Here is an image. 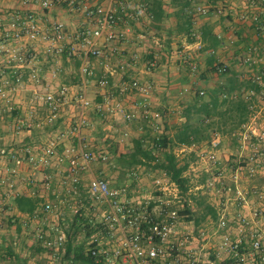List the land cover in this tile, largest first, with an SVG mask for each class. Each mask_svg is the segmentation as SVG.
I'll use <instances>...</instances> for the list:
<instances>
[{
	"label": "crops",
	"instance_id": "crops-1",
	"mask_svg": "<svg viewBox=\"0 0 264 264\" xmlns=\"http://www.w3.org/2000/svg\"><path fill=\"white\" fill-rule=\"evenodd\" d=\"M82 1L92 6H113L119 17L118 25L115 28L118 37L103 48L100 57L88 58L89 66L93 68L95 76L85 78L87 95L92 106L85 111L87 126L82 129L83 140L93 142L94 139H97L101 142L100 137L89 136L92 133L88 128L92 125L104 126V129L110 132H118V137L124 141H126L128 133H134L133 130L138 129L136 126L134 129L128 126L138 123L142 117L126 121L122 115L113 110V106L116 104L123 106L125 111L136 114L143 112V105L148 110L157 112L159 114L157 120L152 124L146 122L153 130L164 132L167 139L171 138L175 126L185 121L182 113L186 107L179 111L181 113V122L179 123H168L169 121L164 119V115L167 117L173 115L171 103L174 102L171 100V93L174 91L177 93L187 92L192 82L183 73L182 68H179L182 66V61L185 60L184 63L192 61L188 59L189 55L193 60L196 57V61H198L197 64L200 67L198 82L205 88V95L211 89L219 88L218 86L222 83L218 78L222 75L215 74L211 70L218 63L228 67L231 71L229 74V76L232 75L231 78H236L247 86L249 83L256 85V88L246 86L247 88L243 91V97L250 102L251 113L247 121L240 125V128L234 133L233 131L221 133L219 130L214 132L211 141L218 142L216 147L218 162L210 163L201 159L202 163L208 164L201 168H204L205 177H210L214 185L223 191L219 195L222 197H220V207L210 205L215 209L216 215L218 211L223 210L228 221L227 230L231 238L240 237L246 243L242 248L243 253L248 255L245 264H264V261H261L262 254L249 255L251 236L264 234V147L259 145L262 163L259 164L255 174L248 176L243 168L237 172L239 164L244 166L251 153L249 146L245 145L241 148L242 133L247 129H253L257 134H264V0H191L188 9L187 6H184V0H156L161 2V7H157L156 2H152L153 0L144 4L140 0H134L131 1V5H126L124 8L118 3H111L110 0ZM198 6L205 7L207 12L205 14L197 13L195 8ZM158 9H161L162 17L158 23H155L151 16ZM25 11L33 13L40 24L46 28L53 22H63L70 36L64 42L65 44L73 42L74 34L84 21L83 14L79 11H71L67 4L53 5L49 9H42L37 1L23 4L21 0H0V34H4V28L12 15L15 13L21 15ZM131 16L136 21L130 20ZM141 20L143 21L141 22ZM186 23H190L189 29L193 33V37L185 31ZM163 24L164 27L160 30L164 29L165 33L161 39L158 26H163ZM140 30H148L152 33L151 36L157 44L156 47L148 51L147 61L142 63L137 60V55L128 59L129 56L124 57L122 53L132 44L141 47L140 41L134 43L131 41L132 39L128 40L130 32H140ZM1 36L3 35L1 34ZM139 37H144V35L140 33ZM1 38L4 39V37ZM160 41H165V43L160 44ZM230 41L233 42L229 44ZM18 43L14 42L13 45ZM28 45L33 46L32 44ZM199 46L201 48H198ZM37 47L34 49L43 48L44 50V46L41 44ZM112 50L116 52L113 53ZM209 53L213 54V63L207 61L210 57ZM158 54L161 56L157 57ZM53 55L59 57H51L52 53L47 57L48 67L47 65L44 67L48 70L45 72L41 70V74H37L42 78V81L38 87L40 90L34 89V93H43L47 90L55 92L60 86H66L61 83L62 81L70 83L71 80H77L79 83L77 86L70 85L68 87L73 90L79 88L82 80L79 72L81 59L78 56L68 57L66 52ZM246 57L250 59L248 62H245ZM12 61V59L9 60L10 63ZM24 65L29 67L22 64V66ZM73 65L74 67L78 66V72L75 75L72 73L74 72L71 68ZM5 70H1V77L3 73H6L9 79L17 81L16 70L9 72ZM61 72L63 75L60 74ZM103 76L109 81V86L106 88L99 84V80ZM58 77L62 80H58ZM224 77L226 79L227 76ZM133 79L139 82L146 93L121 91V81L128 82ZM211 80H213L212 83ZM91 92H93L92 97L89 96ZM77 114V104L71 101L70 96L61 105L52 122L47 120L48 111L35 102L30 107L6 105L4 102H0V151L2 149L13 150L19 155L25 156L23 153L30 149L35 155H43V149L49 145L57 133L69 132ZM213 120L217 123L218 119L214 118ZM231 124L233 123L228 122L225 129L228 131L232 129ZM15 125L17 128L21 127L22 131L12 133L10 127ZM110 137L114 136L110 135ZM252 142H257V139H252ZM210 143L204 141L191 147L174 146L173 151L178 156L175 149L180 147L181 151L193 150L198 156L201 152L211 149ZM70 144L75 145V140L70 137L63 139L56 145L55 155L49 159V164L36 169L25 162L26 160L16 166L6 154H0V182L3 181L0 183V264L67 263L63 260L65 249L63 251L49 249L37 236L39 233L49 235L54 231L64 230L59 222L57 228H52L55 225L46 223L39 205L52 201L64 204L62 207L65 208L67 207L65 204L67 193L71 195L69 200L74 198L79 201L77 195L79 196L84 188L79 183L76 192L69 191L71 186L67 173L68 162L63 154L65 146ZM92 146L90 148L93 150L98 149V147ZM120 150L117 157L123 156L125 159H131L128 148L121 145ZM239 150L241 151L240 159L227 156L228 152L238 154ZM112 154L114 153H109V155ZM104 155L107 157L108 151H105ZM117 170L121 171L123 167L118 165ZM59 174L62 175L61 178L58 176L59 183L52 184L51 176ZM44 176L49 177L48 183L43 181ZM87 176L90 177L88 182L94 177L105 178L95 174L90 164L80 174L79 181ZM126 186L128 185L122 184L120 188ZM19 195L40 199L38 207L32 214L17 209L15 197ZM78 201L76 204H80ZM54 215L53 217H56V214ZM239 217H244L249 222L248 228L239 224ZM200 219L203 218L200 217ZM203 220L214 231L216 230L218 215L216 220H213L209 215L205 216ZM76 243H81L78 237L74 241V244ZM262 246L264 248V237ZM226 256H228V261L237 262V258L233 257L232 253H227Z\"/></svg>",
	"mask_w": 264,
	"mask_h": 264
},
{
	"label": "built area",
	"instance_id": "built-area-1",
	"mask_svg": "<svg viewBox=\"0 0 264 264\" xmlns=\"http://www.w3.org/2000/svg\"><path fill=\"white\" fill-rule=\"evenodd\" d=\"M37 1L42 9H49L53 5L67 4L69 9L74 12H81L84 16L79 29L74 34L73 42L64 43L69 39V33L66 25L61 21L51 23L46 28L43 27L36 16L28 11L23 14L15 13L4 28V47L11 46L7 44L9 41L26 42V45H43L47 53L61 54L66 52L68 57L78 56L81 59L79 72L82 77L81 84L78 89L73 90L68 86H60L57 91H44L43 93H34L33 101L37 105L44 107L49 116L48 122H52L57 116L61 105L70 96L73 102L77 104L78 114L69 129V132H59L55 138L43 149V155H35L30 149H27L23 155H19L16 151H6L2 149L0 154H6L16 166L21 165L23 160H26L33 168L47 166L49 159L55 155V147L65 138L74 139L76 144L65 146L64 154L68 162V179L71 186L69 191L76 192L79 184V176L85 171L89 164L98 159L105 160L104 153H94L88 148V145L82 139V129L87 126L85 111L92 106L91 100L87 95L86 77H94L95 73L92 67L89 66L88 58H98L102 55L103 48L118 37L116 26L119 22V17L116 9L113 6L102 5H87L82 0H21L23 4ZM143 4L149 3L152 0H140ZM111 3H118L122 8L126 5L127 0H110ZM195 11L199 14H205V7H196ZM256 19V17H254ZM10 39V40H9ZM9 40V41H8ZM233 41H230L232 43ZM198 48H201L200 46ZM10 52L8 47L5 48ZM12 50V49H11ZM112 52H116L112 50ZM14 55H11V57ZM188 59L191 70H195L197 65L193 62L189 55ZM15 60V59H12ZM21 62V59H19ZM249 57L245 58L248 62ZM226 65H219L217 72L221 73L226 70ZM31 77L38 81V77L32 74ZM19 80V77L16 79ZM99 84L106 88L109 86L108 79L103 76L99 80ZM121 91H137L146 93L145 89L140 86L135 79L131 81H121ZM203 92L200 91V95ZM4 96L3 90L0 87V99ZM143 112L136 114L135 112H127L120 104L113 106V110L126 120L133 121L142 117L148 123H151L159 118L157 112H153L145 108ZM257 139V142H252V139ZM211 149L203 151L199 154L200 158L210 162L217 163L218 156L216 147L217 141H211ZM249 146L251 153L244 166L237 168V172L243 168L248 176H252L258 171L259 164L262 163L261 151L264 147V134H257L253 129L245 130L241 135V148ZM229 153V154H228ZM228 157L236 159L241 158V151L238 154L228 152ZM25 158V159H24ZM237 177V174H235ZM48 176H44L43 181L48 183ZM0 183H3L1 181ZM154 187L157 191L156 198L152 202L163 203V213L154 215L144 211H136L130 204L132 200L127 199V190L125 187L120 189L111 188L105 179L94 177L86 185V194L95 205L100 206L98 215L92 221L93 226L99 225V229L95 231L93 239L85 248L92 259V264H213L207 260L203 262L202 257L207 256L208 252H204L205 247L193 246V241L204 240L203 231L199 232L198 237H193L192 231L184 233L178 231L180 227L179 216L172 207H167L170 199L180 197L175 185L167 183L162 179H155ZM209 184H211L209 182ZM80 202V201H78ZM81 203V202H80ZM56 203L45 202L42 204L41 213L43 215L50 214ZM74 214L78 212L73 209ZM262 214V213H261ZM218 220L215 232H219V252L226 251L232 253L233 257L237 258V264H245L248 255L243 253V245L246 244L240 237L231 238L227 230V219L223 210L218 211ZM238 222L242 227H249V222L244 217H239ZM52 228H57L55 225ZM57 230V229H56ZM59 230V229H58ZM55 232V233H54ZM53 234H41L37 236L42 240L45 247L55 251H63L66 241L65 230L54 231ZM263 233L251 236L249 252L250 256L256 254L261 255V261H264V248L262 246Z\"/></svg>",
	"mask_w": 264,
	"mask_h": 264
},
{
	"label": "rangeland",
	"instance_id": "rangeland-1",
	"mask_svg": "<svg viewBox=\"0 0 264 264\" xmlns=\"http://www.w3.org/2000/svg\"><path fill=\"white\" fill-rule=\"evenodd\" d=\"M131 1L133 2L134 0L127 1L126 5L128 6L131 3ZM129 19L135 20L132 16ZM120 21H121V18H120ZM142 21L143 20H141V22ZM158 27H159L158 30L160 32V38L162 39V37H164L163 34L165 33V30L164 29L160 30V28L164 27V24L163 26H158ZM138 31L133 32V33L130 32V35H128V40L132 39L131 41L134 43L136 41H140L139 45L141 47L133 46L132 43H129V44H132L130 45V48H128L126 51L124 50L125 52H122V53L124 57L129 56L128 59H130V57L134 55H137L138 56L137 60H139L142 63L143 61H147L146 55L148 54V51H150V49H152L153 47H156L157 44L154 42V38L151 36L152 33H150L148 30H142V31L140 30V32ZM140 33H142L144 37H139ZM1 34H0V72L1 70H5V69L8 72L12 70H16L17 72H19L18 74L16 72V75L17 77H19V80L14 81L11 78L9 79L6 73H3L2 77L0 76V87L2 88L3 93H4V96L1 97L0 102H4L6 105H9V104L10 105H20V107L21 105L23 106L25 105V106L30 107V105L31 106L32 104L34 105V102H33L34 89L36 91L40 90V88L38 87H39L40 82L42 81V78L38 75L41 74V70H43L44 72L48 70V68L46 69V67L44 66L47 65L46 61L50 53L45 52L43 48H39L38 50H36L34 48H38L37 45L29 46V45H26V42H20V43L17 42L18 44L13 45L14 41L7 42V44L11 43L10 44L11 46H6L10 50V52H7L5 49L6 47L3 46L4 43L2 42L3 39L1 38L3 36H1ZM165 41H160L159 43L163 44L165 43ZM178 54L180 53L178 52ZM11 55H14V56L11 57ZM159 56H161V54L157 55V57ZM51 57L58 58L59 56H54L52 54ZM8 59L9 60L15 59V60H13L10 63ZM19 59H21V62ZM180 60L182 59L180 58ZM184 62L183 61L181 62L182 66L179 68H182L183 73L192 82L190 83L187 89V92L183 91L181 93H177L174 91L173 93H171V100L174 102V103H171V107L173 108L172 110L173 115H169V117H167L166 115L162 113V115H164V119L165 120L167 119L169 121L168 123L181 122V119H180L181 113L179 111H182V109L186 107L185 105H187L188 101L190 100L191 96L193 95L195 91H198L199 94H200V91H202L203 92L202 95H205V91H204L205 88L203 87L201 83L198 82L199 80L198 77L200 75V67L197 64L198 61H196V57L193 60V62H195L197 65V68L195 70H191L190 64L187 61L186 63ZM22 64H26L29 67H26L25 65L22 66ZM177 64L179 63L177 62ZM71 68L74 71L72 72L73 75L77 74L78 66L74 67L73 65L71 66ZM7 74L10 75V73H7ZM31 74H35V75L38 74L37 75L38 81H35L31 77ZM60 74L63 75L62 72ZM218 78L220 82H224L225 80L224 76L222 77L219 76ZM58 80L61 81L62 79L61 78L59 79L58 77ZM212 81L213 80H211V83ZM61 83L65 84L66 86H70V85L77 86V84H79L77 80H74V81L71 80L70 83H65L62 81ZM89 96L92 97L93 92L89 93ZM139 120L140 121L138 123L132 125L133 127L131 125L128 126L131 129H134V126H136L138 129H134L133 130L134 133H128L126 137V141L118 137L117 135L118 132H110L109 130L104 129V126L97 127V125H92L90 126V128H88L90 133H92L89 136L94 137V138L100 137L101 142L97 139H94L93 142L89 140H84V141L88 145V148L94 153H99V151H102L103 153H105V151H108V155L105 160L98 159L90 163V165L93 168L94 173L98 174L99 176L105 177L104 179L108 182V185L111 188L120 189L122 184L128 185L125 187L127 190V199L132 200L130 204L134 207V209H136V211H144L146 213L148 212L154 215H158L159 213L164 212L163 211L164 204L160 202H157V203L152 202V199L156 198L157 196V191H156V188L154 187L153 182L155 179H158V178L164 180L167 183H171V181L167 179L162 174L161 171L157 169H152L151 167H147V166H140V165H136L132 167L124 166L123 170L121 171L117 170L118 165L116 163V157L119 151H121L120 150L121 145L123 147L128 148V150L130 151V148L132 147L133 141L135 139L142 138L144 140L145 145H149L152 143L153 137L162 136L164 134V132L162 133L161 131L159 132L157 130H153L149 126V124L146 122V120L144 121L143 118H140ZM10 131L12 133H17L19 131H22V128L21 127L17 128V126L15 125V126L10 127ZM110 135H113L114 137H110ZM92 144L93 145L95 144V146L98 147L99 150L98 149L93 150V148H90ZM95 146H92V147H95ZM109 148L112 149L111 151H113L114 154L109 155ZM175 150H176V153L178 154L177 156L178 159L187 157V154L191 151L187 149L181 151L180 147L176 148ZM154 153L158 157H161L160 151L154 150ZM203 165L208 166L207 163L205 164L202 163L200 156L199 155L197 156V154L195 153V156L189 161L188 167L186 171L184 172V175L189 180V186H190L188 193L190 194L189 197L191 198L190 200H188V204L190 206L192 213H194V218H196L198 222L196 223L194 220H190V221L186 220L188 218V215H178V212L183 209V204L185 201V198L182 196H180L177 199L167 198V200L169 201V204H167V207H172L176 211L177 215L179 216L180 227H178L177 229L178 231H181L183 233L185 231H192L193 237H198L199 232L203 231L204 237H205L204 240L202 241L194 240L193 241V246L200 247L203 245L205 247L204 252L209 253L207 254V256L202 257L203 262L209 260L213 263L214 262L223 263L225 261H228V258H227L228 256H226L227 254L226 251L217 253L219 251L217 249L219 245V239H218L219 232H215L214 229L209 227V225L206 224L203 219H200V217L204 214L205 205L213 204V205H217V207H220V203H221L220 199L222 197L219 195L223 193V191L219 189V187L214 185V182L210 177L209 178L205 177L204 168H201V167H205ZM58 176L61 178L62 175L59 174V175L51 176L52 184L57 183V182L59 183L60 179ZM89 178L90 177L87 176L84 179L79 181L80 185L84 186L79 196L77 195V198L79 199L81 203L76 204L78 200L76 201L74 198H71L69 200V197H71V195L67 193V196H65L66 198L65 204H67V207L64 208L62 207L64 206V204L56 203L54 210L50 214L44 215V220L46 223H48L49 225L52 224V225L58 226L59 224L57 223L59 222L62 229L64 230L67 229V227H69L70 221L75 215L73 212L74 208H76L77 210L81 209L82 216L84 218L91 219L92 221L95 219V217L98 215L97 214L99 212L98 208L100 206L95 205L93 201L91 202V200H89L86 194V184L88 183ZM65 180L67 181V179ZM209 182L211 184H209ZM51 202L52 201H50V203ZM39 208L42 209V205H39ZM54 214H56V217H53ZM95 231L93 232V234L87 237L85 236V231L78 230L77 237H78L79 242H83L85 246L87 247L89 245V242L93 239L94 234H96ZM211 257H213L215 261L212 260ZM228 264H237V262L228 261Z\"/></svg>",
	"mask_w": 264,
	"mask_h": 264
},
{
	"label": "trees",
	"instance_id": "trees-1",
	"mask_svg": "<svg viewBox=\"0 0 264 264\" xmlns=\"http://www.w3.org/2000/svg\"><path fill=\"white\" fill-rule=\"evenodd\" d=\"M152 2H156L155 5L161 7L160 1L153 0ZM190 3L191 0H184V6H187V9ZM161 12V9L154 12L151 16L152 21L158 23L160 17H162ZM189 28L190 23H186L185 31L189 36L193 37V33ZM209 54L210 57H208L207 61L208 63H213V54ZM219 65L223 64L218 63L211 70L215 74L227 76L226 79L218 86L219 88L211 89L206 95H200L198 91L193 93L182 113L185 121L175 126L174 134L171 138L167 139L164 134L158 137L155 136L149 145H145L142 138H137L133 141L129 151L131 159H125L123 156L116 157V163L122 167L140 165L161 171L175 185L178 194L185 198L183 209L178 212V215H188L186 220H194L196 223L198 220L194 218V213H192L188 204V200L191 198L188 193L190 189L189 180L184 175L188 163L195 156V153L191 150L187 157L178 159L173 151L174 146L191 147L204 141L210 143L211 137L216 130L221 133L236 132L240 125L247 121L251 113L250 102L243 97V91L248 86L249 88H256V85L249 83L247 86L244 85V82L231 78L232 75L229 76L231 71L228 67L224 72L218 73L217 67ZM214 118L218 119L217 123L213 120ZM228 122L233 123L231 124L232 129L229 128V131L225 129ZM111 148H109V153H114ZM154 150L160 151L161 157H158ZM39 202L40 199L26 195L15 197L17 209L29 214L36 210ZM207 215L213 220L217 218L215 209L209 204L204 206V214L201 218L204 219ZM99 227V225L93 226L92 220L84 218L81 209L78 210L70 221L69 227L65 229L66 241L64 243L63 260L67 262L66 264H92L93 259L86 253L85 244L83 242L74 244V241L78 230L85 231V236L89 237ZM211 258L214 260L213 257ZM213 264H228V261L223 263L214 262Z\"/></svg>",
	"mask_w": 264,
	"mask_h": 264
}]
</instances>
